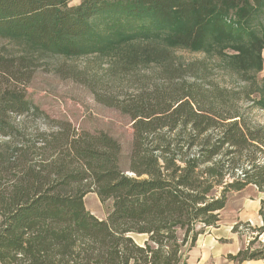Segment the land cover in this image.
<instances>
[{
	"label": "trees",
	"instance_id": "obj_1",
	"mask_svg": "<svg viewBox=\"0 0 264 264\" xmlns=\"http://www.w3.org/2000/svg\"><path fill=\"white\" fill-rule=\"evenodd\" d=\"M73 1L0 0V39L20 48L0 55V76L27 81L33 56L104 58L102 71L63 75L129 116L127 166L116 139L50 117L1 80L0 264H186L183 249L217 224L232 192L264 193V124L240 104L254 93L264 110V0ZM179 49L203 58L178 60ZM207 59L250 88L209 80ZM113 81L131 85L118 94ZM88 192L110 201L105 219L85 208ZM258 215L261 226L232 231L264 233V199ZM255 241L227 258L264 261Z\"/></svg>",
	"mask_w": 264,
	"mask_h": 264
},
{
	"label": "rangeland",
	"instance_id": "obj_2",
	"mask_svg": "<svg viewBox=\"0 0 264 264\" xmlns=\"http://www.w3.org/2000/svg\"><path fill=\"white\" fill-rule=\"evenodd\" d=\"M76 0L73 1V3ZM20 52V48L15 44L0 39V55L5 58L15 57ZM178 60L184 62L193 59H202L203 54L192 52L190 50L179 49L175 51ZM262 66L259 72L256 73L255 79L258 83L264 78V49L262 50ZM31 61V60H30ZM207 75L209 80L217 82L220 86L239 90L245 86H250L248 82L240 79L239 75L225 63L219 60H206ZM107 63L104 58L97 56H83L71 59H64L58 56L41 57L33 56L29 65L31 76L27 81L7 80L4 76H0V81L3 80L4 85H15L22 88L27 99L38 106L50 117L69 121L78 131H87L90 133L105 132L112 138L116 139L121 146L120 166L126 168L128 155L132 141V128L129 116L121 113L114 107L103 105L97 102L91 90L72 77H65L63 74L72 72L76 69L82 70L85 74L95 73L107 68ZM109 77V76H108ZM106 77L105 79H108ZM7 80V81H6ZM110 80V79H108ZM104 81V82H108ZM110 85H113L110 80ZM114 82V81H113ZM116 87L115 92L123 94L127 90V86L131 85L128 81H123L122 85L114 82ZM105 86V85H104ZM250 88V87H249ZM250 90V89H249ZM255 96L254 93L249 97H244L240 104L248 108V118L256 123L264 124V110L252 104L251 99ZM6 139L0 135V143ZM241 197L245 199H253L256 196V191L252 186L246 187L241 193ZM236 197L234 192L229 196ZM228 198V199H229ZM85 208L100 219H105L110 207V201L101 203L98 197L93 192H88L84 198ZM261 219V217H260ZM251 227H259L263 221L252 220L248 221ZM240 231L246 236V245L256 236L254 245L257 246L264 240V233L257 234L248 227H240ZM132 238L142 243L146 235L130 234ZM245 245V246H246ZM187 249H183L182 260H186Z\"/></svg>",
	"mask_w": 264,
	"mask_h": 264
},
{
	"label": "crops",
	"instance_id": "obj_3",
	"mask_svg": "<svg viewBox=\"0 0 264 264\" xmlns=\"http://www.w3.org/2000/svg\"><path fill=\"white\" fill-rule=\"evenodd\" d=\"M252 186L256 196L251 199L241 197L239 193L246 187ZM240 191L234 192L236 197H230L225 206L219 211V220L215 226H209L200 233L194 246L187 249L186 264H264L261 259L232 261L227 258L234 255L246 245V236L232 227L237 222L260 220L258 210L264 193L257 190L254 185H247Z\"/></svg>",
	"mask_w": 264,
	"mask_h": 264
},
{
	"label": "water",
	"instance_id": "obj_4",
	"mask_svg": "<svg viewBox=\"0 0 264 264\" xmlns=\"http://www.w3.org/2000/svg\"><path fill=\"white\" fill-rule=\"evenodd\" d=\"M145 239H146V238H144V240H145ZM144 240H143V241H144ZM137 243H138V242H137Z\"/></svg>",
	"mask_w": 264,
	"mask_h": 264
}]
</instances>
